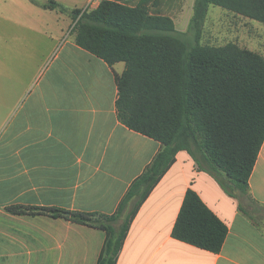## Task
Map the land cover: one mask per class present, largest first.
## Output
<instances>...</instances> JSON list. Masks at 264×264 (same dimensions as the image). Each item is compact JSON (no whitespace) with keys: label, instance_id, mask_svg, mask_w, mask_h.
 <instances>
[{"label":"crops","instance_id":"1","mask_svg":"<svg viewBox=\"0 0 264 264\" xmlns=\"http://www.w3.org/2000/svg\"><path fill=\"white\" fill-rule=\"evenodd\" d=\"M49 1L0 0V264H96L103 230L5 207L112 213L161 148L117 117L115 74L124 63L109 66L67 34L71 9L94 8L101 0H53L66 12L45 7ZM112 1H143L182 32L194 3ZM248 185L250 206L264 207V140ZM188 188L228 227L217 253L171 235ZM116 264H264V225L179 150L138 209Z\"/></svg>","mask_w":264,"mask_h":264},{"label":"trees","instance_id":"2","mask_svg":"<svg viewBox=\"0 0 264 264\" xmlns=\"http://www.w3.org/2000/svg\"><path fill=\"white\" fill-rule=\"evenodd\" d=\"M210 5L264 24V0H194L186 31L166 15L151 13L142 1L128 6L101 0L94 8H73L75 43L115 74L117 117L129 129L161 144L142 173L129 185L112 213L56 206L10 204L15 215L43 214L104 231L96 264H116L130 224L151 190L186 150L197 170L210 174L238 208L253 204L248 180L264 140V56L235 42H200ZM47 8L66 12L49 1ZM226 224L188 188L174 222L172 237L217 253Z\"/></svg>","mask_w":264,"mask_h":264},{"label":"rangeland","instance_id":"3","mask_svg":"<svg viewBox=\"0 0 264 264\" xmlns=\"http://www.w3.org/2000/svg\"><path fill=\"white\" fill-rule=\"evenodd\" d=\"M73 24L72 22L67 34L72 31ZM200 42L209 45L235 42L241 47L264 54V24L210 5L202 25ZM245 206L254 220L264 225V207Z\"/></svg>","mask_w":264,"mask_h":264}]
</instances>
